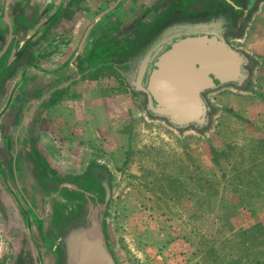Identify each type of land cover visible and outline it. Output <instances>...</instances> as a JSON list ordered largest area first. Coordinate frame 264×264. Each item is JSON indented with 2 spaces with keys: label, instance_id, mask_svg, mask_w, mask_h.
<instances>
[{
  "label": "rangeland",
  "instance_id": "rangeland-1",
  "mask_svg": "<svg viewBox=\"0 0 264 264\" xmlns=\"http://www.w3.org/2000/svg\"><path fill=\"white\" fill-rule=\"evenodd\" d=\"M260 1L244 14L243 0H0V183L49 182L50 139L75 148L62 174L111 170L101 200L120 264H264ZM178 26H217L242 58L238 82L203 93L199 126L159 117L134 84L137 55ZM111 43L112 63L83 65Z\"/></svg>",
  "mask_w": 264,
  "mask_h": 264
},
{
  "label": "water",
  "instance_id": "water-1",
  "mask_svg": "<svg viewBox=\"0 0 264 264\" xmlns=\"http://www.w3.org/2000/svg\"><path fill=\"white\" fill-rule=\"evenodd\" d=\"M184 43L157 58L145 88L136 85L148 96V109L159 117L177 127L199 126L207 110L203 93L238 82L242 58L217 33L188 37ZM107 236L97 235L93 250L83 240L79 264H120L109 244V230Z\"/></svg>",
  "mask_w": 264,
  "mask_h": 264
},
{
  "label": "flooded vegetation",
  "instance_id": "flooded-vegetation-1",
  "mask_svg": "<svg viewBox=\"0 0 264 264\" xmlns=\"http://www.w3.org/2000/svg\"><path fill=\"white\" fill-rule=\"evenodd\" d=\"M253 2L254 0H243V7L244 6L245 7L243 9L242 7L241 8L238 7L237 10H242V12H244L245 14L249 11L250 6ZM218 31L219 29L217 26H214L209 29L207 28L201 29L200 31H195L192 29L184 30L182 29L181 26H178V27H173L165 32H162L159 35H156V37L150 40L147 43V45H145V47L142 49V51L137 55L136 68L134 70V74H135L134 84H137V82H139V86L141 88L146 87L148 76L152 70L153 64L156 62L157 58L161 56L165 51L171 48L184 45L185 44L184 40L188 37H195L200 34L215 35L216 33L218 34ZM112 44L113 43H111L110 47L99 51V53L97 54H94L95 56L89 57L87 60L83 62L84 64L83 63L82 64L83 65L87 64L90 67L93 66L97 68V65L101 66L103 64L112 61L109 60V58H112L113 55H116L113 50ZM41 49H44L43 45L41 46ZM6 53H7L6 47L1 49L0 59H3L6 56ZM31 53L35 54V51L34 52L32 51ZM116 53L120 54L119 51ZM132 53L137 54L138 53L137 49ZM32 58L33 57H31L30 59ZM135 88L137 89L136 86ZM139 90L141 89L139 88ZM47 137L52 138L49 135H47ZM46 144L47 145L44 144L42 146L43 152H45V158L43 159V162L45 164L47 163L48 166L52 169H54L53 168L54 163L52 165L51 161H55L57 165L60 166L59 173L54 174V172H52L53 175L52 179L47 180L49 182H46V185H41L39 183H36L35 185L34 183H0V217L1 216L5 217L3 221L5 220V224L8 226L9 229L8 235L12 238L11 240L13 242H15L16 238H18L17 240L18 242L24 232L27 234L28 226L30 222L33 221V220L27 221L28 216L33 218L34 217L33 215L35 214L37 216L42 214V216L45 217L43 225L44 227L47 228L51 224L55 223V220L52 216L55 214L54 212L60 211L59 210L60 206L61 207L63 205L68 206L69 204L72 203L74 207H76V205L79 206L80 211H82L83 207L81 206V204L87 201L88 196L92 195L98 197V199H106L107 193L105 187H108V189H110L111 187V185H109L110 184L109 180L110 177L112 176L110 173L111 170H107L106 168L108 167L107 165L106 167H102V165H100L95 161H92L90 164L89 163L82 165L79 164V166L76 167L75 169L76 173L73 176L62 174L64 172V165H65V159L63 156L69 152L71 156L72 154H74L75 148L63 147L60 149H56L52 145L50 139ZM49 144H51V148L49 147L50 146ZM47 153H50L51 156H49ZM46 155L48 157H46ZM68 170L70 171L71 169ZM105 180H107L108 183H105ZM47 183H60L62 186H60L59 188H54L52 186H48ZM7 184L8 187L6 188L5 186ZM41 189L43 190V193H38ZM9 190L13 191V193L7 192ZM63 190L65 191V194L70 201L65 200L64 195L61 194ZM4 191L5 193L7 192L8 194L2 196V192L4 193ZM55 191H57L56 192L57 196L55 195ZM31 192H34V194L36 193V196L34 194L32 195ZM24 193L27 194V196H25ZM37 198L38 200H40L39 202H37ZM56 201L59 202L58 207L57 205H55ZM42 203L43 205L38 206L39 204ZM8 216L9 219H7ZM1 231L2 234L3 230ZM9 254L10 251L8 248H6L4 256L6 258H9Z\"/></svg>",
  "mask_w": 264,
  "mask_h": 264
},
{
  "label": "crops",
  "instance_id": "crops-1",
  "mask_svg": "<svg viewBox=\"0 0 264 264\" xmlns=\"http://www.w3.org/2000/svg\"><path fill=\"white\" fill-rule=\"evenodd\" d=\"M50 1L52 0H47L48 3ZM63 1L59 0V2ZM39 184L46 185L45 183ZM47 184L54 188L62 186L60 183ZM64 190L61 194L64 195L65 200L70 201ZM38 193H43V190L41 189ZM39 201L37 198V202ZM40 205L43 203L38 206ZM55 205L58 207L59 202L56 201ZM81 206L83 207L82 211L79 206L74 207L72 203L68 206H60V211L54 212L55 214L52 216L55 223L47 228L43 225L45 217L42 214L39 216L35 214L33 218L28 216L27 221H33L28 226L27 234L24 232L18 242V238L15 242L11 240L12 238L8 235V226L5 224V220L3 221L5 217L1 216L0 264H79L83 240H86L93 250L94 243L97 242L95 241L97 235L108 237V222L113 218L111 214L107 213L108 202L98 199V197L88 196L87 201ZM1 230H3L2 234ZM6 248L10 251L9 258L4 256Z\"/></svg>",
  "mask_w": 264,
  "mask_h": 264
}]
</instances>
